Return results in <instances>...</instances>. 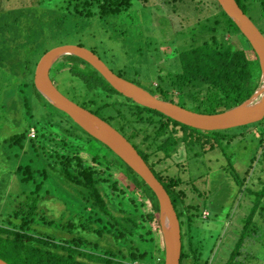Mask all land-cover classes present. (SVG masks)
<instances>
[{
    "label": "trees",
    "instance_id": "1",
    "mask_svg": "<svg viewBox=\"0 0 264 264\" xmlns=\"http://www.w3.org/2000/svg\"><path fill=\"white\" fill-rule=\"evenodd\" d=\"M190 1L198 2L204 8L212 7L208 8L214 11L212 17L194 28L208 36L197 41L191 37L188 46L178 52L180 71L169 79L167 88L160 84L153 89L142 88L159 99L196 113H222L244 103L257 90L261 79L258 59L216 0H209L210 6L202 0ZM235 1L247 15V4L257 0ZM259 1L264 7V0ZM171 3L181 5L183 0H172ZM53 5L52 1L42 0L37 7L9 12L0 10V126L11 128V134L0 145V259L8 264H164V243L155 194L110 149L50 105L34 86L37 63L52 48L47 44L49 37L63 40L72 36L83 20L98 19L104 26L115 25L121 15L132 8L133 0H64L58 9ZM202 10L201 7L196 12L200 14ZM59 61L62 63L59 62L55 74L66 69L83 83L87 93L96 92L115 100L98 108H94V101L81 103L75 98L72 101L111 126L118 120V127H113L123 136V133L127 134L129 142L153 128V136L146 135L144 140H152L154 152L139 150L131 143L171 198L181 227L180 264H209L206 246L194 242L195 215L180 188L182 180L178 172L168 174L170 168L180 171L179 164L169 165L166 169L159 166L172 161L181 151L188 156L196 146L202 149L194 154L196 157L213 152L218 144H231L254 125L262 128L258 142L264 157V119L238 128L239 134L230 136H221L218 131L193 129L123 97L85 61L76 57H63ZM30 91L34 100L42 103L44 109L51 110L48 119L52 127L49 125V128L58 133L53 135L51 131L47 133L44 128H38V138L28 137L32 113L26 94ZM117 97H122L125 102H120ZM23 109L28 122L20 128ZM74 126L88 139L73 135ZM40 137L54 141L75 155L49 153L50 156L43 158L39 153L43 141ZM89 139L100 143L117 160L109 159L102 151L93 153L89 160L83 159L80 154L87 149ZM37 153L42 168L37 167ZM21 158L24 159L22 163ZM8 171L11 176H17V184L23 188L21 193L15 188L10 190L11 178L3 176ZM116 174L122 176L120 180ZM50 180L79 203V210L68 217L65 213L59 218L48 214L51 209L44 202L49 191L54 190L53 186L45 190L44 195L42 193L45 183ZM263 196L264 189L260 197ZM54 199L60 202L61 198ZM260 211L264 212V206L254 203L226 264H236L243 241L253 232L250 229L252 220ZM41 226L55 229L47 234L39 230ZM258 259L264 264V254H259Z\"/></svg>",
    "mask_w": 264,
    "mask_h": 264
},
{
    "label": "rangeland",
    "instance_id": "2",
    "mask_svg": "<svg viewBox=\"0 0 264 264\" xmlns=\"http://www.w3.org/2000/svg\"><path fill=\"white\" fill-rule=\"evenodd\" d=\"M41 1L0 0V10L9 12L23 7H37ZM48 1H52V4H55L53 7L57 9L64 3V0ZM202 1L211 5L209 0ZM164 2L168 4H164ZM171 2L172 0H133L132 8L123 13L120 21L114 22L115 25L109 23L104 26L98 19L83 20L80 23L77 21L79 24L72 36L65 37L63 40L60 37H49L47 44L52 48L62 45L82 46L97 55L115 74H120L141 87L153 89L160 84L167 88L170 83L169 79L180 71L178 52L188 46L192 41L191 37L197 41L208 36L204 31L201 33L198 30V32L194 31V28L196 29L200 23L206 22L214 12L208 9L212 7L204 8V5L199 6L196 1L183 0L181 5ZM247 5L249 6H246L247 15L264 35V7L261 1L257 0ZM201 7L204 10L199 14L196 10ZM210 21L214 22L213 19ZM197 43L200 44V41ZM59 62H56L52 67L50 78L57 89L68 99L75 98L81 103L94 101V108L115 101L104 94L87 93L83 83L66 69L62 70L60 74H55V69L62 63ZM26 96L29 112L32 113L29 121H32V128L28 137L32 140L38 138V128H44L47 133L52 132L53 135L58 133V130L49 128L51 124L48 118H51L49 117L52 114L51 110L44 109L42 103L34 100L31 91ZM117 99L120 102H125L122 97H117ZM23 114H25L24 109L22 117H20L22 121L18 124L20 128L28 122V118H25ZM59 117L61 118L62 115L60 114ZM116 121L113 125L115 128L119 123L118 120ZM238 128L241 127L218 132L221 136L225 134L230 136L239 134L236 132ZM0 129V145H2L1 141L11 134V128L8 130L0 126ZM73 129V135H83L77 127L74 126ZM261 131V126L254 125L242 136L239 135L231 144H218L213 152L196 157L194 154L202 151L199 146H196L194 152H189L188 156H185L184 151H181L180 155H175L172 161L168 160L159 166L161 169H166L169 165L179 164L180 171L178 168H170L168 174L173 175L178 172V176L182 180L180 188L185 192L186 202L192 207L195 215L192 227L195 230L193 232L194 242L206 246V257L209 259V264H226L253 204L259 203L261 207L264 206V196L260 197L264 189V157L261 156V145L258 142ZM123 134L129 138L127 134ZM153 134V128H150L131 142L135 146L137 145L139 150L147 151V153L154 152L155 147L151 144L152 140H144L146 135L152 137ZM42 139L39 153L43 158L50 156L49 153L64 156L75 155L50 139ZM87 144V149H84V153L80 154L83 159L89 160L93 153L102 151L106 152L109 159L115 161L114 155L97 141L89 139ZM150 146L152 148H148ZM23 160L21 158L20 163ZM35 160L38 164L37 167L42 168L38 153ZM9 172H4L3 176H6V179L7 177L11 178L10 190L15 188L17 192L21 193L23 188L17 184V176H11ZM245 175L246 181L244 182ZM116 177L120 180L122 176L116 174ZM54 185L56 184L51 180L46 182L42 193L44 195L45 190L53 186L54 190L49 191L47 195L49 197L46 196L44 202V205L51 209L48 214L59 218L65 213V216L68 217L71 212L79 210V203H76V200L68 192ZM56 195L61 198L60 202L55 201ZM71 206L73 207L71 208ZM252 221L250 229L253 232L243 241L242 247L238 251L239 256L235 260L236 264H261L258 255L264 254V212H257ZM38 228L47 234L55 229L52 227L48 230L45 226ZM255 230H257L256 234Z\"/></svg>",
    "mask_w": 264,
    "mask_h": 264
},
{
    "label": "water",
    "instance_id": "3",
    "mask_svg": "<svg viewBox=\"0 0 264 264\" xmlns=\"http://www.w3.org/2000/svg\"><path fill=\"white\" fill-rule=\"evenodd\" d=\"M223 12L237 26L255 52L261 79L257 90L244 103L218 114H200L159 99L140 86L119 77L92 51L78 45H62L45 53L34 71V86L53 107L65 113L78 127L96 139L136 173L155 194L164 243V264H180L181 227L171 198L131 142L113 126L64 96L54 85L50 72L63 57H76L96 70L120 95L134 103L157 111L184 126L205 131H224L263 121L264 119V35L235 0H216ZM0 264H8L0 259Z\"/></svg>",
    "mask_w": 264,
    "mask_h": 264
},
{
    "label": "flooded vegetation",
    "instance_id": "4",
    "mask_svg": "<svg viewBox=\"0 0 264 264\" xmlns=\"http://www.w3.org/2000/svg\"><path fill=\"white\" fill-rule=\"evenodd\" d=\"M38 135V134H37ZM84 136V135H83ZM85 137V136H84ZM59 139V138H58ZM88 139V138H87Z\"/></svg>",
    "mask_w": 264,
    "mask_h": 264
}]
</instances>
